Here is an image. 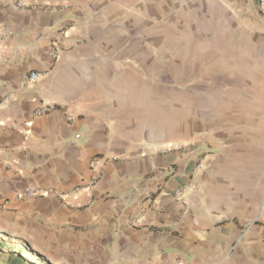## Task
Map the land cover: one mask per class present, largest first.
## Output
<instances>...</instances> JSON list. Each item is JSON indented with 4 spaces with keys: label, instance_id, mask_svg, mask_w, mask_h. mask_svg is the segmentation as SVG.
<instances>
[{
    "label": "crops",
    "instance_id": "1",
    "mask_svg": "<svg viewBox=\"0 0 264 264\" xmlns=\"http://www.w3.org/2000/svg\"><path fill=\"white\" fill-rule=\"evenodd\" d=\"M214 7L263 43L264 0H0L2 241L50 264H264L261 104L249 130L195 100L166 118L202 67L182 29Z\"/></svg>",
    "mask_w": 264,
    "mask_h": 264
},
{
    "label": "rangeland",
    "instance_id": "2",
    "mask_svg": "<svg viewBox=\"0 0 264 264\" xmlns=\"http://www.w3.org/2000/svg\"><path fill=\"white\" fill-rule=\"evenodd\" d=\"M215 10L214 7L213 12L210 13L189 14L191 27L182 29V37L189 39L188 42H191V39L197 40L195 45L197 51L203 54L198 59L202 67L198 68L195 78L192 76L181 78L182 92L179 97L175 94L171 98V94H167L170 100L165 103L166 118L172 116V113L177 114L174 106L178 99L181 107L180 117L184 119L191 116L192 102L195 100L198 117L203 116L210 109L216 113L214 115L217 117L229 119L236 118L232 114L239 112L240 118L245 120L239 121L240 124L235 126L236 130L238 128L249 130L253 126L251 123H246V120H251L247 116L252 111L254 103L261 104V112L264 115V77L260 79L256 74V59H262L264 41L262 39L263 43L259 44L253 40V29L249 21L251 18L248 15L243 14L238 24L233 17H224ZM190 46L193 45L189 43L188 47ZM209 55L213 56L212 68L207 62ZM262 65H264L263 61ZM212 72H217V75L213 73L211 76ZM166 79L169 84L175 82L173 79ZM189 84L196 85V89L190 91ZM209 96L213 99L208 98ZM171 101L174 102L171 104ZM255 107L258 110V106L255 105ZM198 126L202 127V124ZM261 128V130L264 129V122L261 123ZM11 262H14L13 264H50L45 261L42 253H31L27 246L18 247L11 240L4 242L0 239V264H11Z\"/></svg>",
    "mask_w": 264,
    "mask_h": 264
},
{
    "label": "built area",
    "instance_id": "3",
    "mask_svg": "<svg viewBox=\"0 0 264 264\" xmlns=\"http://www.w3.org/2000/svg\"><path fill=\"white\" fill-rule=\"evenodd\" d=\"M39 78H40V74L36 73V72H32L30 74H26V75L23 76V78L21 80V86H23V87L31 86L32 84H35L38 81ZM45 111H47V110L46 109L40 110L37 114H40V113L45 112ZM183 194H184V188H181L177 192V195L181 198V197H183ZM0 202L2 204H4V205L8 204V201L6 199H1L0 198ZM133 223L136 224V225H140L141 220L140 219H134Z\"/></svg>",
    "mask_w": 264,
    "mask_h": 264
},
{
    "label": "trees",
    "instance_id": "4",
    "mask_svg": "<svg viewBox=\"0 0 264 264\" xmlns=\"http://www.w3.org/2000/svg\"><path fill=\"white\" fill-rule=\"evenodd\" d=\"M14 262H11V264H13Z\"/></svg>",
    "mask_w": 264,
    "mask_h": 264
}]
</instances>
